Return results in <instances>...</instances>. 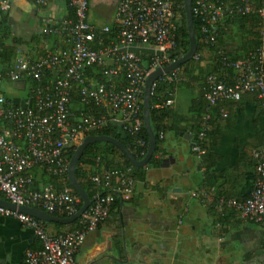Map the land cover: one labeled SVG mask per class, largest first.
I'll list each match as a JSON object with an SVG mask.
<instances>
[{"label": "built area", "instance_id": "1", "mask_svg": "<svg viewBox=\"0 0 264 264\" xmlns=\"http://www.w3.org/2000/svg\"><path fill=\"white\" fill-rule=\"evenodd\" d=\"M43 5L45 0H30ZM72 18L46 21L41 34L56 39L57 45L35 58L17 55L3 80L23 83L27 96L12 103L0 90V200L34 208L48 215L67 218L78 210L80 198L67 187L51 183L34 186L33 172L62 179L66 176L67 153L81 140L108 125H116L133 140L138 157L143 158L147 141L141 138V103L145 77L176 60V32L182 0H120L113 15L114 37L102 45V36L111 28H95L87 21L88 0H67ZM9 8L0 0V13ZM190 13L198 22L197 43L212 46L216 26L224 18L255 16L258 21V45L242 59L218 54L219 64L231 72L227 81L208 74L202 88L206 104L200 129L189 149L196 157L204 155L200 143L210 129V109L225 102H236L242 94L256 95L264 110V1L253 7L251 0H190ZM100 46L92 49L90 44ZM131 47L147 49V64ZM197 54L193 58L196 60ZM178 68L159 76L151 85H172L179 81ZM28 82H32L28 85ZM27 85V86H26ZM78 96L77 112L69 109L71 94ZM171 88L164 105L172 107ZM81 108V109H80ZM217 118L226 117L223 107ZM162 138V134H158ZM254 178L248 195L242 200L211 197L205 190L189 194L214 208L218 216L227 211L253 225L264 227V147L250 151ZM113 180V183L111 182ZM94 194L76 225L65 232L47 233L43 222L28 215L0 207V217L13 218L29 229L39 243L23 252L22 264H76L75 255L87 233L108 216L115 199L128 201L133 178L129 168L100 170L89 174ZM215 226H218L217 224Z\"/></svg>", "mask_w": 264, "mask_h": 264}, {"label": "crops", "instance_id": "2", "mask_svg": "<svg viewBox=\"0 0 264 264\" xmlns=\"http://www.w3.org/2000/svg\"><path fill=\"white\" fill-rule=\"evenodd\" d=\"M8 1L9 8L0 13V40L13 51L11 60L21 54L35 58L56 47V39L43 36L41 30L46 21L68 17L67 0H45L40 6L30 0ZM112 1L117 5L120 0H88V23L98 28L97 22L110 15V24L99 29L111 28L116 5L112 13L107 9ZM246 16L217 24L219 46L231 58L242 59L257 45L254 18ZM130 50L142 57L148 52L135 47ZM200 57L193 78L181 76L179 70V80L186 84L172 86L171 108L185 120L174 124L177 134L162 133L160 151L152 155L156 161L171 156L173 162L163 168L160 161L157 165L147 163L142 167L141 180L133 177L130 169L133 184L129 200L113 208L95 230L85 235L75 255L76 264L104 256L106 264H264V227L241 220L233 211L218 216L210 203L189 196L193 191L205 190L211 197L244 199L254 178L250 151L264 147L261 101L245 93L236 102L217 106L225 109L226 117H215V124H210L207 153L196 157L190 152L191 141L178 134L191 135L183 131L191 118L188 111L198 95L199 84L215 66L207 50L200 48ZM0 90L15 104L27 96L23 83L3 80ZM217 108H211L210 113L216 109L217 116ZM171 125L173 120L168 118L166 126ZM110 126L119 131L116 125ZM46 228L55 232L49 231L53 230L51 225L46 224ZM68 228L63 226V231ZM230 243H237L241 250L235 253ZM38 247L29 229L13 218L0 217V264H22L23 252Z\"/></svg>", "mask_w": 264, "mask_h": 264}, {"label": "trees", "instance_id": "3", "mask_svg": "<svg viewBox=\"0 0 264 264\" xmlns=\"http://www.w3.org/2000/svg\"><path fill=\"white\" fill-rule=\"evenodd\" d=\"M216 1H221V2H227L230 0H216ZM264 0H251L252 6L253 7H259L261 6V2ZM69 9V8H68ZM69 15L67 18H72V11L69 9ZM247 16H234L231 18H224L223 20L226 22L230 19L233 18H246ZM250 17L254 18V25L256 26V31H255V37L257 39V45H258V37H257V29H258V21L255 16L250 15ZM192 26L194 29V36H195V41L197 39V27H198V22L197 20L192 17ZM218 26H216V41L214 45L212 46H201L197 43L196 41V53L198 55L197 59H191L188 62L180 65L178 67V70H181V76L187 78V79H192L193 73L197 70L198 68V63L202 60L200 57V48H203L208 51V53L211 55V62H214L215 66L213 70H209L208 74H216L217 77L224 79L225 81L228 82V80L231 77V72L228 69H224L221 67L219 64L218 60V52L221 53L222 55H225L229 57L224 51L220 48L219 42H218ZM220 32V31H219ZM44 36V35H43ZM114 37V30L111 27V30L102 36V45L106 44V42ZM176 40H177V45H176V53H175V58L178 59L181 56H183L188 48V41H187V34H186V27H185V21H184V15H183V10H181L180 13V18H179V23L177 26V32H176ZM255 46V48L257 47ZM92 49H98L100 46L96 45L95 43L90 44ZM13 51L9 50L8 48L4 47L1 40H0V74L4 76L6 72L8 71L11 63V57H12ZM230 59H235L231 58ZM141 63L143 65L147 64V58L146 57H141ZM205 76V77H206ZM205 77L203 78L202 81L205 80ZM196 80V79H195ZM32 82H28V85H31ZM182 85L184 86L186 83L182 81H177L176 83L172 85H166V84H159L156 85L155 88L152 90V94L149 97V108H148V119H149V125L151 128V131L154 135L155 138V149L154 153H157L160 151V145L161 141L163 138L159 139L158 134L163 133L164 131H169L172 132L174 135L179 132L177 128L174 127V124L177 123L178 121H184V116L181 114L176 115L175 111L171 107H167L164 105L165 101L168 99L166 96V92L172 88L173 85ZM204 82L199 84L198 87V95L197 97L192 100L191 107L188 111L189 114H191V118L189 121L186 122V125H188L186 128L183 129V131H188L192 135V139H195L196 134L198 133L200 129V123H201V116L205 112L206 104L202 98V93H203V88ZM250 94V93H247ZM254 95V94H252ZM71 99L69 103V109L72 112H77L75 109L76 106H78V96L74 93L71 94ZM80 107V106H79ZM81 109V108H80ZM141 114V112H140ZM212 115V120L211 123L215 124V117H216V109H212L211 113ZM141 120H142V115ZM264 117V116H263ZM168 118H171L173 120V125L170 127L166 126V120ZM210 123V124H211ZM212 126V125H211ZM188 128V129H187ZM210 134V131H207L205 133V138L204 140L200 143L201 148L205 150L204 155L207 153V145H206V138ZM90 135H103V136H108L111 137L115 140H117L119 143H121L127 150L135 157V159L140 160L141 157H138L134 151L133 148V140L131 137L127 136L124 133H121L120 131H116L114 127L108 125L104 129L97 131L95 133H92ZM140 136L142 139L147 141V136L146 132L142 126L141 131H140ZM74 148H71L70 151L67 153V159L70 158ZM203 155V156H204ZM160 160H155L153 156L150 158L148 164H154L157 165ZM125 168H129L132 171L133 177L136 179L141 180L142 179V171L143 168H134L132 167L129 162L125 159V157L112 145L108 143H102V142H96L91 145L86 146V148L83 150L82 155L80 156L76 167L74 171V177L77 182V184L81 187V189L84 191L86 194L87 198L89 200H92V196L94 194V190L92 187V184L88 181V175L89 174H94L100 172V170H123ZM33 177H34V186H36L38 183H51L54 185L55 188H60L61 185L67 187L71 192L76 194L68 185L66 176H63L62 179H56L51 176H46L41 172L34 171L33 172ZM77 195V194H76ZM123 203L118 199H115L114 202L112 203L109 213L113 208H118V206ZM81 203L78 204V209L80 207ZM47 223H43V225H46ZM50 224V223H49ZM52 225H56L58 227L62 226L58 223H51ZM70 226V225H68Z\"/></svg>", "mask_w": 264, "mask_h": 264}, {"label": "water", "instance_id": "4", "mask_svg": "<svg viewBox=\"0 0 264 264\" xmlns=\"http://www.w3.org/2000/svg\"><path fill=\"white\" fill-rule=\"evenodd\" d=\"M183 1V15H184V21H185V27H186V34H187V41H188V48L186 53L181 56L180 58L176 59L169 65L161 68L156 69L153 72L149 73L145 79L143 84V94H142V103H141V115H142V125L146 132L147 136V149L145 152V155L142 159L137 160L135 157L125 148L121 143H119L117 140L103 135H88L84 137L81 142L75 147L73 150L69 160H68V166L66 171V179L68 182V185L70 188L78 195L80 198L81 205L77 212L67 218H58L55 216H51L46 214L43 211L34 209V208H28V207H15L13 204H10L6 201L0 200V207L9 209V210H16L19 213L28 215L30 217H33L37 220H40L43 223H58L60 225H69L75 220H77L80 215L85 211V209L88 207L90 200L87 198L84 191L81 189V187L77 184L75 177H74V171L76 164L82 155L83 150L86 148V146L91 145L96 142H102V143H108L115 147L129 162V164L134 168H142L149 162L151 156L154 153L155 149V138L151 131L150 125H149V119H148V108H149V97H150V88L152 83L162 74L168 73L169 71L178 68L180 65L188 62L191 60L196 53V41L194 36V29L192 26V16L190 13V0H182ZM180 137H182L184 140L190 142L191 141V135L187 133H179ZM168 162H173V159L171 156H167L165 158H162L160 160V167H166ZM125 254V250H123ZM107 256H104L103 258H99L98 260L91 259L86 264H106L105 259Z\"/></svg>", "mask_w": 264, "mask_h": 264}, {"label": "rangeland", "instance_id": "5", "mask_svg": "<svg viewBox=\"0 0 264 264\" xmlns=\"http://www.w3.org/2000/svg\"><path fill=\"white\" fill-rule=\"evenodd\" d=\"M113 3V4H112ZM112 3H111V5L108 7V9L107 10H109V11H111V13L113 12V10H114V8H115V5H116V2L115 1H112ZM103 24H106V25H109L110 24V15L109 16H107V17H104L103 18V20L101 21V22H97V24L96 25H99V27H98V29L101 27V25H103ZM9 91V90H8ZM6 92H7V90H6ZM192 188V185L188 188L189 190ZM188 194V193H187ZM188 199H190L189 198V196H188ZM193 201V200H192ZM182 221H185L184 219L182 220ZM76 222L77 221H74V222H72L71 224H69L70 226H69V230L70 229H72L75 225H76ZM47 225L48 226H53V230H49V231H55L54 233H60V232H65V231H67V230H64L63 231V226L64 225H62V226H60V227H58V226H54V225H52L51 223L49 224V223H47ZM68 226V225H67ZM44 228H45V225H44ZM45 231L47 232V233H53V232H48V230H47V228L45 229ZM229 247H231L232 249H234L235 250V253H237V250L239 249V246H238V244L237 243H230L229 244ZM239 250H241V249H239ZM232 251V250H231ZM225 253H227V251L225 252ZM205 264H209V262H206Z\"/></svg>", "mask_w": 264, "mask_h": 264}]
</instances>
